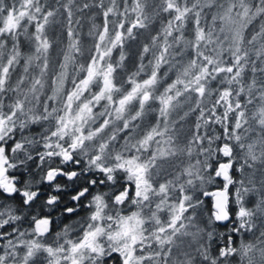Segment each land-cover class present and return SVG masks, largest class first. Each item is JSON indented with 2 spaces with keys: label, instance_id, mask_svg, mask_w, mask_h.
I'll list each match as a JSON object with an SVG mask.
<instances>
[{
  "label": "snow or ice",
  "instance_id": "6c2138e0",
  "mask_svg": "<svg viewBox=\"0 0 264 264\" xmlns=\"http://www.w3.org/2000/svg\"><path fill=\"white\" fill-rule=\"evenodd\" d=\"M153 3L0 0V264H264V0Z\"/></svg>",
  "mask_w": 264,
  "mask_h": 264
},
{
  "label": "trees",
  "instance_id": "16d2710c",
  "mask_svg": "<svg viewBox=\"0 0 264 264\" xmlns=\"http://www.w3.org/2000/svg\"><path fill=\"white\" fill-rule=\"evenodd\" d=\"M157 5H154L153 0H148V7L146 8L147 14H149L150 17L154 16L155 13L153 12L154 7H156ZM159 21L157 20V25H158ZM157 25H153V27L155 28ZM227 31V28L225 29ZM87 31V25H85V29L84 32L86 33ZM148 38V34L144 33L139 39L140 40H146ZM90 47V40L89 38L84 35L83 37V51H84V55L82 57H80V62H85L87 60V53ZM126 51L128 52V59L125 61L126 64V68L124 70H119L117 72V77H118V81H122L123 79H125L126 74L128 72H131L132 70H134L136 63H137V53L139 51V40L138 41H132L130 42L127 46H126ZM53 55L55 56V52L53 53ZM113 59H116V54H114ZM69 71V77H71L72 71L73 69L70 67L68 69ZM70 87V85H69ZM193 106V101L192 100H186L183 104H181L179 107L176 108V113L172 114V119H179L180 122L183 124V127L180 129L178 135H179V140L178 143L179 144H184L186 142V138L191 134L190 129L193 123V116L192 114L189 115V117L184 118L183 117V113L186 112L188 109H190ZM176 114V115H174ZM174 115V116H173ZM151 119H153V117H150L147 120V124L151 121ZM146 122H145V126H147ZM179 128V125H178ZM39 127L34 126L31 131L34 134H37L39 132ZM107 133H102V135H106ZM39 149H37L38 151ZM187 157L184 156L182 153L178 156L173 157L170 160H166V161H162L161 163L163 164V168L164 171L161 174V178H163L164 174L167 172H173L176 170V167L179 165L180 162H187ZM36 163L37 161H31L29 162V166L31 169H33V176L38 177L40 171H42V169H37L36 168ZM122 183V181H121ZM117 188H119V185H117ZM196 195H199V192L196 193ZM204 199V203L202 205L199 206V208L196 209V212L200 215V221H201V225H205L207 222V216H208V212L211 208V202L209 198H203ZM68 197H65V202H67ZM134 210L133 208H126L124 211L125 213H129L130 211ZM191 211V210H190ZM85 215V210H81V216ZM165 215V214H162ZM56 217H59V213L56 214V216L54 217V219ZM61 220H63V223H57L56 225V230H60L61 228H63L65 225H69V224H76L78 222V220L80 219V217L76 216L75 214H73L72 217H60ZM27 225H25L26 227ZM218 232H226V228L223 226H218L217 228ZM185 240V242H187L190 238H183ZM186 246V244H185ZM36 264H43V261L41 260H37Z\"/></svg>",
  "mask_w": 264,
  "mask_h": 264
},
{
  "label": "rangeland",
  "instance_id": "374dc122",
  "mask_svg": "<svg viewBox=\"0 0 264 264\" xmlns=\"http://www.w3.org/2000/svg\"><path fill=\"white\" fill-rule=\"evenodd\" d=\"M173 113H176V110H175ZM173 113H172V114H173ZM176 114H177V113H176ZM176 114H174V115H176ZM174 115H173V116H174ZM149 118H150V117H149ZM145 122H146V124H147V120H146Z\"/></svg>",
  "mask_w": 264,
  "mask_h": 264
}]
</instances>
